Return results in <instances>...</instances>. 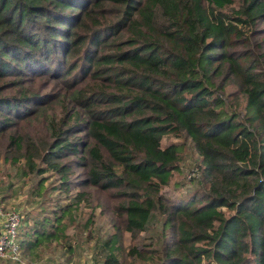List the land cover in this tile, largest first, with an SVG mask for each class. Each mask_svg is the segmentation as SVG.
Segmentation results:
<instances>
[{"label":"trees","instance_id":"1","mask_svg":"<svg viewBox=\"0 0 264 264\" xmlns=\"http://www.w3.org/2000/svg\"><path fill=\"white\" fill-rule=\"evenodd\" d=\"M26 75L73 90L66 115L47 121L53 141L26 149L20 175H57L67 194L71 186L115 190L101 264H124V233L147 231L155 212L170 239L149 257L135 247L130 256L264 264V0H0V134L47 100L25 86ZM183 135L207 188L167 197L183 145L162 141ZM22 146L10 136L6 148L21 157ZM74 166L85 170L75 182ZM45 182L32 195L43 196ZM67 196L22 219L20 260L79 254L70 230L83 193Z\"/></svg>","mask_w":264,"mask_h":264},{"label":"rangeland","instance_id":"2","mask_svg":"<svg viewBox=\"0 0 264 264\" xmlns=\"http://www.w3.org/2000/svg\"><path fill=\"white\" fill-rule=\"evenodd\" d=\"M234 2L237 5L239 0H234ZM102 19L105 21L104 18ZM60 57H62L61 54ZM69 60L71 59L68 58L66 62ZM79 64L80 62H77V66ZM71 79L72 77L69 78L70 81ZM24 81H28L25 86L30 91L42 96L46 95L47 100L41 106L33 109L25 118L21 120L14 118L12 122L15 124H13L12 129L5 134H0V212L5 213L16 210L24 221L26 216H34L36 213H50L53 208L58 209L68 204L69 198L67 195L75 196L77 191H81L83 199L79 207L77 209L72 208L77 225L70 230V233H74L76 236L77 244L75 245L80 248L79 254L76 256L81 260L80 263L101 264L102 253L97 250V247L113 232L111 224L114 222V214L112 210L120 199L114 198L115 190L111 192L112 197H110L107 193L92 186H81L78 189L71 186L68 194L61 192L59 188L56 189L59 185L58 176H52L49 173L42 176L34 174L29 177L20 175L24 164L23 154L26 149L53 141L47 121L50 116L62 118L66 115L65 112L71 109L69 94L73 90V88L67 89L61 85L59 79H53L51 76L35 77L26 75ZM226 91L225 96L231 93V98L236 97L235 94H232L233 87H227ZM10 136L23 139L21 157L16 156L15 152L7 151L6 145L10 141ZM170 142H178L183 145L179 159L181 172L175 173L169 186L163 189L165 195L172 197L173 195L188 196L193 192L202 193L207 188L202 178L195 177L191 180L187 178L190 171L198 167L201 162L200 156L192 147L190 138L184 135L178 138L169 137L162 141V145L164 146ZM14 159L19 161L14 162ZM66 160H70V165H72L74 158L69 157ZM69 175L71 181H79L85 177V170L74 166ZM40 178L46 181L47 190L43 193V196L35 197L31 191L34 188L33 185ZM154 215L150 220L147 231L140 233L135 238H131L128 233H124L122 249L118 254L124 264H158L160 262L158 259L159 254H155V258L152 260H144L138 255L130 256L128 254L130 248L135 247L141 254L143 253L149 257L147 251L161 250L164 243L170 239V231L163 230L164 217L156 212ZM1 221L2 218L0 217V226ZM23 223L19 228L20 234ZM44 253L45 257L50 255L49 252ZM18 260L0 257V264H13L15 261L19 263L21 261L20 257Z\"/></svg>","mask_w":264,"mask_h":264},{"label":"built area","instance_id":"3","mask_svg":"<svg viewBox=\"0 0 264 264\" xmlns=\"http://www.w3.org/2000/svg\"><path fill=\"white\" fill-rule=\"evenodd\" d=\"M198 176L197 168L190 171L187 178H195ZM2 218L0 226V257L18 260L19 245V228L22 224V216L16 210L0 212Z\"/></svg>","mask_w":264,"mask_h":264},{"label":"crops","instance_id":"4","mask_svg":"<svg viewBox=\"0 0 264 264\" xmlns=\"http://www.w3.org/2000/svg\"><path fill=\"white\" fill-rule=\"evenodd\" d=\"M53 256L51 259L48 260V257L50 256H43L41 259H39L38 261L36 262H29L28 260H21V264H58V262L60 264H85L84 262L83 263H80V259L77 258V256L75 255L74 257H72V259H68L67 262H63V258L60 257V261L58 260V252H54L53 253Z\"/></svg>","mask_w":264,"mask_h":264}]
</instances>
